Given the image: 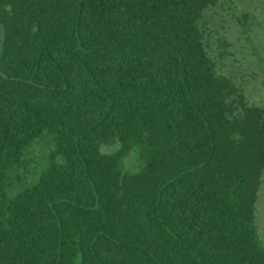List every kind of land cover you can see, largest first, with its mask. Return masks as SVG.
Listing matches in <instances>:
<instances>
[{
  "label": "trees",
  "instance_id": "obj_1",
  "mask_svg": "<svg viewBox=\"0 0 264 264\" xmlns=\"http://www.w3.org/2000/svg\"><path fill=\"white\" fill-rule=\"evenodd\" d=\"M218 2L0 0V264H264V105L211 54Z\"/></svg>",
  "mask_w": 264,
  "mask_h": 264
},
{
  "label": "rangeland",
  "instance_id": "obj_2",
  "mask_svg": "<svg viewBox=\"0 0 264 264\" xmlns=\"http://www.w3.org/2000/svg\"><path fill=\"white\" fill-rule=\"evenodd\" d=\"M249 15L250 22L239 20ZM211 33V54L218 60L224 75L230 76L244 89L250 103L264 105V0H219L217 6L206 11ZM44 135L36 144L34 155L49 151L43 144ZM115 148H103L112 151ZM38 162L42 158H36ZM256 222L264 243V177L257 204Z\"/></svg>",
  "mask_w": 264,
  "mask_h": 264
}]
</instances>
